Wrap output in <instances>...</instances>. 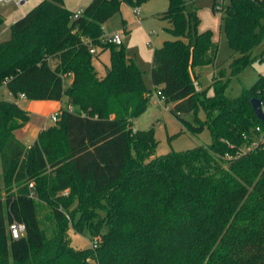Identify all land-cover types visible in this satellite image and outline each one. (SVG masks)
<instances>
[{"label":"trees","instance_id":"16d2710c","mask_svg":"<svg viewBox=\"0 0 264 264\" xmlns=\"http://www.w3.org/2000/svg\"><path fill=\"white\" fill-rule=\"evenodd\" d=\"M148 1L92 0L73 16L64 0H41L0 41V87L31 100L68 98L30 146L15 133L28 111L0 100V264H264V122L251 102L264 107V74L237 97L225 94L226 68L198 89L196 68L213 64L219 45L211 29L193 37L194 0H169L159 17L177 38L154 49L152 81L189 129L208 124L213 142L154 156V128L133 127L152 90L123 43L104 40L103 27L123 2ZM218 2L235 52L229 67L238 73L264 37V0ZM106 49L110 63L100 75L94 62ZM15 221L26 227L17 239L9 233ZM71 227H88L98 246L75 248Z\"/></svg>","mask_w":264,"mask_h":264},{"label":"rangeland","instance_id":"374dc122","mask_svg":"<svg viewBox=\"0 0 264 264\" xmlns=\"http://www.w3.org/2000/svg\"><path fill=\"white\" fill-rule=\"evenodd\" d=\"M20 1L9 0L0 3V16L3 18V23L0 25V41L7 40L10 37L11 25L14 21L26 14L41 0H27L23 4ZM91 1L64 0V4L71 10L73 16H76L80 15ZM228 1L225 0V3ZM213 3L214 0H194L188 3L189 9H195L199 18L197 26L193 27V37L195 38L198 32L211 29L214 39L219 45L215 62L196 68V72L199 73V79L196 82L197 88L202 90L210 87L213 76L218 74L222 68H226L227 73L222 80L226 83L225 94L230 97H237L246 88H250L260 75L264 74V37L253 48L250 63L238 73H233L229 67V62L235 52L230 45L226 32V12L220 9L214 10ZM168 8L169 0H149L141 6H133L123 2L121 10L103 24L106 33L120 34L128 62H135L139 66L143 72L145 85L152 90L148 109L137 117L133 127L134 129L154 128L155 138L158 141L153 151L154 156H161L172 151H185L201 145H210L213 142L209 125L206 124L200 132L189 129L170 111L171 104H167L161 98L152 81L151 68L154 49L161 46L164 40L177 38L168 30L171 27L170 21L159 17ZM96 63L99 69H104L105 64L110 63V49L102 51L100 59ZM208 93L213 94L214 89L210 88ZM10 97L8 91L4 87H0V100ZM197 114L202 120H206L208 117L207 111L202 106L198 108ZM42 120L46 125L55 123L51 116L43 117ZM262 138H264L263 134ZM2 196L4 198V192ZM48 212L49 206L42 203L39 207L41 219ZM105 228L103 227V230ZM69 233L75 248L83 249L93 245L92 241L95 235L91 233L88 227H85L83 231L71 227Z\"/></svg>","mask_w":264,"mask_h":264},{"label":"crops","instance_id":"0c3cea01","mask_svg":"<svg viewBox=\"0 0 264 264\" xmlns=\"http://www.w3.org/2000/svg\"><path fill=\"white\" fill-rule=\"evenodd\" d=\"M26 1L27 0H23V2L20 3L23 4ZM98 50L99 49H97V51ZM99 59L100 55L96 59V61ZM96 61L94 62L96 69L98 70L100 75H104L109 64H105V68L101 70L99 69ZM72 80V74L69 73L64 75L65 87H67L72 82ZM4 89L7 90L6 87H4ZM8 94L9 96H11L10 98H8V100L16 101L22 108L28 111L30 115L29 121L24 126L15 131L16 136L27 146H30L37 139L38 134L41 130L53 125H46L42 118L52 116L54 112L60 110L63 106H65L68 100L67 97H64L62 100H31L26 97H20L19 95L17 97H14L9 91Z\"/></svg>","mask_w":264,"mask_h":264},{"label":"built area","instance_id":"2783aa9c","mask_svg":"<svg viewBox=\"0 0 264 264\" xmlns=\"http://www.w3.org/2000/svg\"><path fill=\"white\" fill-rule=\"evenodd\" d=\"M3 1H9V0H0V3ZM22 1L23 0H21L20 2H22ZM224 1L225 0H219L217 7H221V5ZM104 40L105 41H111V42H114L116 44H122L123 43L122 37L118 33H115V34L105 33L104 34ZM90 50L92 53H97V48L94 46H91ZM158 94H160V91H158ZM19 96L25 97V95L23 93H20ZM60 115H61V112H60V110H58L52 114L51 118L56 122L60 118ZM256 130L262 131L260 126H256ZM244 138L248 139V135L246 133L244 134ZM255 143L256 142H254L252 144H246L245 146H243V150L247 151V150L252 149V147L254 146ZM25 230H26V227H25L24 223H20V222L15 221L9 225V233H10L11 237L16 238V239L23 236L25 233ZM99 240H100V237L96 236L94 238V240L92 241V244H93L92 246L97 247L99 244Z\"/></svg>","mask_w":264,"mask_h":264},{"label":"water","instance_id":"95a60500","mask_svg":"<svg viewBox=\"0 0 264 264\" xmlns=\"http://www.w3.org/2000/svg\"><path fill=\"white\" fill-rule=\"evenodd\" d=\"M251 102L257 117L264 122V107L262 101L259 98L254 97L251 99Z\"/></svg>","mask_w":264,"mask_h":264}]
</instances>
